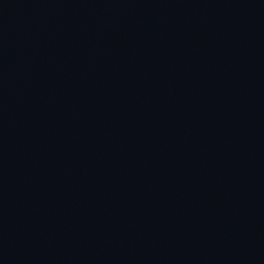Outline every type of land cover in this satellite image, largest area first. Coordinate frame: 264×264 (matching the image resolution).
Listing matches in <instances>:
<instances>
[{"label": "water", "instance_id": "95a60500", "mask_svg": "<svg viewBox=\"0 0 264 264\" xmlns=\"http://www.w3.org/2000/svg\"><path fill=\"white\" fill-rule=\"evenodd\" d=\"M0 264H264V0H0Z\"/></svg>", "mask_w": 264, "mask_h": 264}]
</instances>
